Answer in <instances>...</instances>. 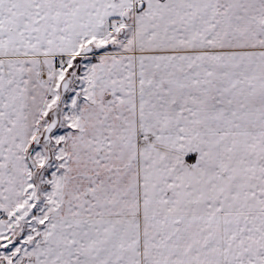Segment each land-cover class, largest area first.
I'll list each match as a JSON object with an SVG mask.
<instances>
[{
    "label": "snow or ice",
    "instance_id": "obj_1",
    "mask_svg": "<svg viewBox=\"0 0 264 264\" xmlns=\"http://www.w3.org/2000/svg\"><path fill=\"white\" fill-rule=\"evenodd\" d=\"M0 264H264V0H0Z\"/></svg>",
    "mask_w": 264,
    "mask_h": 264
}]
</instances>
